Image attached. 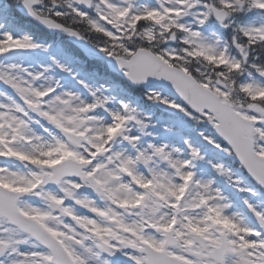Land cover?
<instances>
[{
	"label": "snow or ice",
	"instance_id": "snow-or-ice-1",
	"mask_svg": "<svg viewBox=\"0 0 264 264\" xmlns=\"http://www.w3.org/2000/svg\"><path fill=\"white\" fill-rule=\"evenodd\" d=\"M0 264H264V0H0Z\"/></svg>",
	"mask_w": 264,
	"mask_h": 264
}]
</instances>
